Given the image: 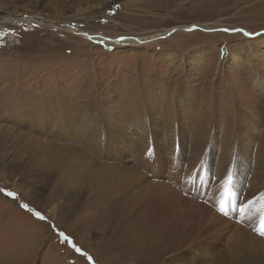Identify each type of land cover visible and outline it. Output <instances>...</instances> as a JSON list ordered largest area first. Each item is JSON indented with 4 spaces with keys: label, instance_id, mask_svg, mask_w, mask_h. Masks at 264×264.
Wrapping results in <instances>:
<instances>
[{
    "label": "rangeland",
    "instance_id": "1",
    "mask_svg": "<svg viewBox=\"0 0 264 264\" xmlns=\"http://www.w3.org/2000/svg\"><path fill=\"white\" fill-rule=\"evenodd\" d=\"M0 20V189L15 194L13 199L0 192V264H150L126 251L132 235H114L111 206L107 199L97 202L90 189L107 184L116 170L109 168L101 148L103 114L118 123H133L145 133L140 146L148 145L142 149L151 154L133 162L150 178L144 189L150 180L167 182L173 186L171 195L181 193L180 205L189 211H206L213 202V211L227 208L229 195L213 199L206 187L216 177L212 166L228 180L230 175L214 165L233 142L241 162H250L252 172L264 177V0H0ZM62 22L79 30L57 25ZM194 25L210 31L178 30L160 36L174 27ZM142 36L149 39L112 43ZM230 52L239 53L240 65L229 63ZM35 113L39 125L32 117ZM91 113L99 117L90 121L96 134L88 131L83 140L77 138L74 124ZM50 116L64 126L66 119L69 135L49 130ZM206 133L214 136L217 150L207 155L212 157L207 170L196 169L199 193L185 188L181 179L187 164L205 163L195 152ZM170 134L179 144L175 152L173 145L148 140L167 141ZM51 145L88 156L89 179L72 177L84 173L76 166L62 173L64 160L62 165H49L45 147ZM154 159L160 169L154 170ZM242 167L237 171L246 180L250 169L246 167V173ZM235 171L230 168V173ZM232 178L231 182L237 180ZM141 186H135L126 201L139 198ZM234 188L242 197L235 182ZM144 211L170 210L155 203ZM225 213L224 218L242 222L227 209ZM259 224L260 220L253 231L247 223L240 229L223 227L215 238L208 228L194 238L193 228L182 229L180 251L196 253L198 264H212L222 252L230 253V264L258 263L264 260ZM180 251L171 247L164 254L179 257ZM191 263L186 254L173 262Z\"/></svg>",
    "mask_w": 264,
    "mask_h": 264
},
{
    "label": "bare ground",
    "instance_id": "2",
    "mask_svg": "<svg viewBox=\"0 0 264 264\" xmlns=\"http://www.w3.org/2000/svg\"><path fill=\"white\" fill-rule=\"evenodd\" d=\"M205 29L209 30L208 26L200 25ZM70 30L76 31L77 29H72L68 27ZM204 30V29H202ZM82 33V32H81ZM161 34L160 36H162ZM247 37H255L254 35H250ZM102 38V36H101ZM147 37H126L123 39H115L112 43H121V44H139L140 42L143 43ZM264 47V40L262 42ZM171 58V57H170ZM229 63L230 64H238L240 65L242 58L239 57V53L230 52L228 55ZM196 62V61H195ZM199 63V61H198ZM197 63V64H198ZM200 64V63H199ZM165 96V95H164ZM193 98V97H192ZM185 102V101H184ZM190 102V101H189ZM194 105V104H193ZM69 108V107H68ZM37 110L35 108L33 111ZM71 110V109H69ZM66 111H68L66 109ZM66 114V113H65ZM62 113V118L66 115ZM87 114V113H86ZM50 115L54 117V114L50 112ZM68 116V115H67ZM67 116L65 118H67ZM103 118L106 117V121L103 126V120H101L102 125L99 130V136H102L104 139L105 152L106 158L108 159V165L111 169L112 167H116V170L113 172L111 180L107 182L104 186L100 188L90 187L92 189V195H96L97 202H101L107 199L109 205L111 206V210L109 215L113 217L116 221L115 228H114V235L117 232H125L132 235L130 242L127 245V250L129 253L133 255H140L141 259L146 260V263L150 264H173V262L181 261L185 258V254L190 257L191 264H198L197 263V255H190L188 252L180 251V242L181 237L179 232L182 229H191L193 228V232H191V237H197L202 234L201 230H210L212 235L220 234L221 230L224 231L223 227H228L230 225H234L235 229H240L242 227V223H247V227L250 230H254L255 223L260 220L262 214L264 213V177L262 175L254 174L250 169L249 165L250 162H246L244 164L241 162V158L237 157L234 153L239 152V149L233 151L236 142H233L223 148V151L219 155V162L214 159L213 162H218L214 166L221 167L226 175H230L228 177H233L235 180V184L240 194H242V200L237 195L234 182L230 184L226 183V178H221L218 174L217 170L212 166L214 169L215 176L213 179L211 178V182L206 187L208 195H211L212 198H219L221 195L225 193V195H229L230 200L224 201L226 203L227 212L231 216L239 217V221H230L224 218L221 213L217 210L213 211L212 207L216 206L214 204L211 208H208L206 211H189L186 207H182L180 204L182 202V196H179L181 193H178L176 196L171 195L170 190L174 191L169 183L161 182V181H148V185L144 189V182L150 179L148 174L144 171H141L134 161L141 160V158L150 155L151 153L146 152L144 153V149H148V145L143 147L141 140L144 139V132L138 131L133 123L130 124H123L118 123L115 118H112L110 115H102ZM32 117L35 119L37 124L39 125L40 121L37 118V114H33ZM60 117V116H59ZM50 124L49 130L56 129L59 130L63 135H69V123L64 119V124L60 121L57 123L51 116L49 117ZM61 118V119H62ZM91 118H99L96 117L94 114L91 113L90 116L84 119L82 123L76 122L74 124V130L77 132V138L83 140L84 136L88 133V131L93 132L96 134V130L94 127L90 125ZM41 122V121H40ZM42 123V122H41ZM196 125V123H194ZM44 125V124H43ZM48 125V124H47ZM61 125V126H60ZM68 125V126H67ZM76 125V126H75ZM198 125V124H197ZM63 129H62V128ZM67 127V130H65ZM49 132V131H48ZM101 134V135H100ZM98 136V137H99ZM148 140L152 141L154 144L165 143L166 146L173 145L171 149L172 152H175L178 149L179 144L176 141V137L172 134L168 136L167 141L160 140L158 137L149 138ZM96 140L91 141L89 144L90 146H95ZM150 145V144H149ZM196 146L199 147V150L195 152V155L205 161V163H191L187 164L186 173L181 180L184 181L185 188L189 189V186L194 188L195 191H200L198 187L199 175L195 174L196 169H204L207 170L208 165L212 161V157L207 159V155H211L212 151H216L215 147V139L211 133H206L205 135L201 136L199 141L196 143ZM46 151L48 152V164L51 165L57 162L58 165L60 164L61 160H64V164L61 168L62 173L69 169L72 166L79 167L81 170L84 171L83 174L75 173L72 177L76 179H89L91 172H86V166L90 164H86V159H90L86 155L79 154L77 149H70V147H63V146H46ZM240 148V147H239ZM196 149V147H194ZM220 149V148H219ZM218 149V150H219ZM213 152V153H214ZM216 154V153H215ZM244 154V152H242ZM246 159V158H245ZM249 160V159H247ZM85 162V165H81L79 162ZM89 163V162H88ZM138 164V162H137ZM153 164L156 165L154 170H157L158 167L160 169L159 164L153 161ZM203 164V166H202ZM143 165V164H141ZM144 166V165H143ZM162 166V165H161ZM242 167L246 171V167L248 170L250 169V175L246 180H242L237 171L239 167ZM145 167V166H144ZM151 167V166H150ZM163 167V171H167L165 166ZM210 168V167H209ZM230 168L235 169V173H230ZM184 169V168H183ZM203 169V171H204ZM175 171V170H174ZM172 172V171H167ZM182 172V171H181ZM247 173V171H246ZM153 174V173H152ZM170 174V173H169ZM196 181V183L194 182ZM209 175V174H208ZM247 175V174H246ZM71 176V175H70ZM152 176V175H151ZM150 176V177H151ZM190 176V178H189ZM206 177V176H205ZM231 177V178H232ZM148 178V179H147ZM153 178V177H151ZM232 178V179H233ZM172 180V179H171ZM170 181V180H169ZM87 183V182H86ZM173 183V182H172ZM91 184V183H90ZM92 185V184H91ZM137 185H142L138 191L139 198L133 199L131 201L126 199L130 196L133 189ZM86 186V184H85ZM182 187V186H181ZM179 186V188H181ZM89 188V187H88ZM201 193V192H199ZM210 198L211 200H213ZM249 201L251 203H249ZM161 203L170 211H162L160 213H154V211H144V207L149 204ZM247 205V207H245ZM243 208V212L240 209ZM215 209V208H214ZM175 210V211H174ZM135 213V214H134ZM144 213L147 214L144 217ZM141 214L142 217L140 219H136V215ZM121 215L123 217L121 218ZM225 215V214H224ZM227 215V214H226ZM133 221H140L134 223ZM257 225V224H256ZM260 225V224H259ZM256 228V227H255ZM258 228V226H257ZM128 229L133 230L134 232L128 231ZM257 231V230H256ZM134 240V242H132ZM260 241H264V237L259 236ZM171 247H176L180 251L179 257L177 255L168 254L165 256V250L171 252ZM203 250V249H199ZM198 251V254H199ZM199 257V256H198ZM200 259V258H199ZM231 257L230 253L224 254L223 252L220 253L216 259L213 261L212 264H230ZM136 263V262H135ZM179 263V262H178ZM240 264V263H239ZM247 264H264V260L254 263L248 262Z\"/></svg>",
    "mask_w": 264,
    "mask_h": 264
},
{
    "label": "water",
    "instance_id": "3",
    "mask_svg": "<svg viewBox=\"0 0 264 264\" xmlns=\"http://www.w3.org/2000/svg\"><path fill=\"white\" fill-rule=\"evenodd\" d=\"M17 17H18V16H13V17H11V18H12V19H16ZM29 17H31L32 19L38 20V21H42V22L47 21V22H45V23L50 24V21H48V20H45V21H44V19H41L40 17H36V16H29ZM1 20H2V19H1ZM1 20H0V22H1ZM52 24H55V23L52 22ZM57 25H59V26H64V27H70V28H72V29H77V30H79L77 26H75V25H73V24H68L67 22L58 23ZM195 29H200V30L204 29L205 31H210V29H209V30H208V29H205V28H203V27L200 26V25H194V26L184 27V28H181V27H174V28L170 29L168 32L164 33V34L162 35V37H163V36H166V35H168V34H171V33L175 32V31H178V30L189 31V30H195ZM241 32L245 33V31H241ZM83 35H85V36H87V37H93V36H94V35L92 36V35H90V34H88V33H85V32L83 33ZM248 36H250V35H248ZM157 38H159V37H157ZM155 39H156V38H155ZM108 40H110V39H108Z\"/></svg>",
    "mask_w": 264,
    "mask_h": 264
},
{
    "label": "snow or ice",
    "instance_id": "4",
    "mask_svg": "<svg viewBox=\"0 0 264 264\" xmlns=\"http://www.w3.org/2000/svg\"><path fill=\"white\" fill-rule=\"evenodd\" d=\"M223 31H229V30L228 29H223ZM232 31H243V30H241V29H234ZM244 35L248 36V35H251V34L245 32ZM121 39H123V38H121ZM226 183H228V184L231 183V177L228 178V180L226 181ZM0 192H4V189H0ZM4 194L6 196H8V197H12L13 199H15V194L12 193V192H4ZM249 203H251V202L249 201ZM21 207L27 208V205L22 204ZM245 207H247V205H245ZM240 211L243 212V208H241ZM219 212L221 214H226L224 207H220L219 208ZM35 215L37 216L38 219H43V217L40 215L39 212L35 213ZM259 234L262 235V236H264V215H262L261 216V219H260ZM61 235H63V233H61ZM65 239H67V238H65ZM77 251H79V249H77ZM88 259L91 260V257H88Z\"/></svg>",
    "mask_w": 264,
    "mask_h": 264
}]
</instances>
